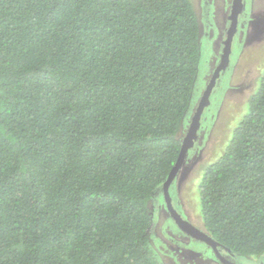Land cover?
<instances>
[{
	"label": "trees",
	"instance_id": "1",
	"mask_svg": "<svg viewBox=\"0 0 264 264\" xmlns=\"http://www.w3.org/2000/svg\"><path fill=\"white\" fill-rule=\"evenodd\" d=\"M195 12L191 0H0V264H161L150 203L194 103ZM246 104L201 175L199 212L221 249L262 257L264 69Z\"/></svg>",
	"mask_w": 264,
	"mask_h": 264
},
{
	"label": "rangeland",
	"instance_id": "2",
	"mask_svg": "<svg viewBox=\"0 0 264 264\" xmlns=\"http://www.w3.org/2000/svg\"><path fill=\"white\" fill-rule=\"evenodd\" d=\"M230 1L191 0L200 21V62L194 103L183 124L182 138L186 136L188 121L205 87L220 64L221 49L217 35L225 34L228 28L225 14L229 11ZM243 5L245 11L239 17L237 32L231 43L229 66L201 117L199 140L188 150L169 188L175 210L190 217L188 221L201 231H204L198 195L201 175L221 155L232 131L246 114L247 99L264 69V0H243ZM160 192L162 194L159 191L151 201L150 208L155 214V242L151 247L158 252L161 264H218L206 257L201 249L193 251L187 248L186 236L169 222L171 215ZM232 260L234 264H264V256L234 257Z\"/></svg>",
	"mask_w": 264,
	"mask_h": 264
},
{
	"label": "water",
	"instance_id": "3",
	"mask_svg": "<svg viewBox=\"0 0 264 264\" xmlns=\"http://www.w3.org/2000/svg\"><path fill=\"white\" fill-rule=\"evenodd\" d=\"M243 8V2L242 0H232V5L230 9V15L228 17L230 24L228 25L227 32L225 39L222 42L223 49L221 51V57L220 64L214 74L212 75L209 83L205 87L204 92L202 93L199 102L194 110V114L190 120L189 126L187 128L186 136L183 140V144L179 153V157L176 161V164L172 171L170 172L169 176L167 177L166 181L163 183L161 191L164 196V201L166 205V209L169 211L171 217L173 220L176 221L177 225L185 231L187 234H189L191 237L200 240L202 242L208 243L213 245V242L211 241V238L208 237L205 233L199 231L195 227H193L191 224L183 220L174 210L172 206V199L169 194V187L172 184L173 180L175 179V176L177 175L181 165L184 163V159L186 156V153L189 148L194 144L197 138V132L200 124L201 117L204 113V110L209 106V100L210 97L214 91V88L216 86V83L219 79V74L224 72L229 65V55L231 53V43L233 41V36L237 31V25H238V17L242 12ZM214 251L219 255L218 251L215 249V246L212 247ZM221 258V256L219 255Z\"/></svg>",
	"mask_w": 264,
	"mask_h": 264
},
{
	"label": "flooded vegetation",
	"instance_id": "4",
	"mask_svg": "<svg viewBox=\"0 0 264 264\" xmlns=\"http://www.w3.org/2000/svg\"><path fill=\"white\" fill-rule=\"evenodd\" d=\"M242 2H243V0H242ZM231 5H232V0L230 1V8H229V11L228 12H226V14H225V16H226V18H225V24H227V26L230 24V21H229V19H228V17H229V15H230V9H231ZM245 11V6L243 5V8H242V12H241V14L239 15V17L241 16V15H243L242 13ZM249 12V9H248V5L246 6V13H248ZM239 17H238V21H239ZM200 22V21H199ZM238 25H239V23H238ZM238 25H237V28H238ZM226 26V27H227ZM226 32H227V29H226V31H225V34H218L217 35V37L219 38V45H220V51H222V49H223V46H222V42H223V40L225 39V36L227 35L226 34ZM237 32V31H236ZM236 34V33H235ZM235 34H234V36H235ZM234 36H233V38H234ZM231 54V53H230ZM221 56V55H220ZM229 57H230V55H229ZM221 59H222V57H221ZM229 66V65H228ZM228 66H227V68H228ZM227 68H226V70H227ZM226 70L224 71V72H222V73H220L219 75H221V76H223L224 74H225V72H226ZM197 136H199V134H197ZM198 139V138H197ZM199 140V139H198ZM197 141V140H196ZM196 143V142H195ZM193 147V146H192ZM186 160H187V158H186ZM171 196V195H170ZM171 199H173L172 197H171ZM172 206H173V210L183 219V220H185L186 222H188L189 224H191L189 221H188V219H190V217H185L184 216V214L182 213V212H180V211H176L175 210V208H174V205H173V202H172ZM170 214V213H169ZM169 222L177 229V230H179L183 235H185L186 236V246H187V248L188 249H191V250H193V251H200L199 249H201V252L202 253H204L205 254V256L206 257H210L211 259H214L215 260V263H218V264H234V262H233V258L234 257H239V256H235L234 254H230V253H228L225 249H221L220 247H219V245H217L212 239H211V241L213 242V245L215 246V249L218 251V253H219V255L221 256V258L219 257V255L216 253V251H214V249L212 248L213 247V245H211V244H208V243H205V242H202V241H200V240H197V239H195V238H193V237H191L189 234H187L185 231H183L178 225H177V223H176V221L175 220H173V218H171L170 217V220H169ZM192 226H193V224H191ZM194 227V226H193ZM196 228V227H195ZM199 231H201L200 229H198ZM201 232H203V233H205L207 236H208V234L205 232V231H201ZM209 237V236H208Z\"/></svg>",
	"mask_w": 264,
	"mask_h": 264
},
{
	"label": "clouds",
	"instance_id": "5",
	"mask_svg": "<svg viewBox=\"0 0 264 264\" xmlns=\"http://www.w3.org/2000/svg\"><path fill=\"white\" fill-rule=\"evenodd\" d=\"M196 106H197V105H196ZM195 108H196V107H195ZM193 114H194V112H193ZM192 116H193V115H192ZM191 118H192V117H191ZM190 120H191V119H190ZM189 123H190V121H189ZM188 126H189V124H188ZM188 126H187V128H188ZM187 128H186V129H187ZM186 132H187V131H186ZM197 138H198V136H197ZM197 138H196V140H197ZM195 142H196V141H195ZM195 142H194V143H195ZM191 147H192V146H191ZM189 149H190V148H189ZM189 149H188V150H189ZM187 152H188V151H187ZM186 154H187V153H186ZM175 178H176V177H175ZM169 188H170V187H169ZM162 194H163V193H162Z\"/></svg>",
	"mask_w": 264,
	"mask_h": 264
}]
</instances>
